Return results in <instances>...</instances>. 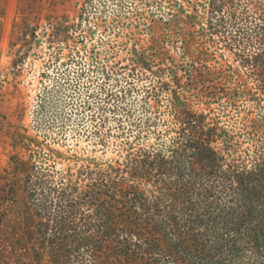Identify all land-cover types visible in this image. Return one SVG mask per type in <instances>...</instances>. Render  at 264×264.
Here are the masks:
<instances>
[{
	"label": "trees",
	"instance_id": "16d2710c",
	"mask_svg": "<svg viewBox=\"0 0 264 264\" xmlns=\"http://www.w3.org/2000/svg\"><path fill=\"white\" fill-rule=\"evenodd\" d=\"M201 1L184 19L197 26L202 6L204 37L237 63L213 73L236 82L231 93L209 81L210 98L264 104V0ZM161 93L146 92L144 112ZM155 119L133 123L137 139ZM251 122L238 155L219 123L183 105L156 146L123 161L74 173L17 159L0 179V264H264V115Z\"/></svg>",
	"mask_w": 264,
	"mask_h": 264
},
{
	"label": "rangeland",
	"instance_id": "374dc122",
	"mask_svg": "<svg viewBox=\"0 0 264 264\" xmlns=\"http://www.w3.org/2000/svg\"><path fill=\"white\" fill-rule=\"evenodd\" d=\"M196 2L0 0V179L18 160L74 173L123 161L156 146L183 105L219 123L237 155L250 148L246 126L264 104L210 98L209 81L231 93L236 82L213 73L237 63L218 37H204L202 6L197 26L184 19ZM155 86L162 93L147 114L142 98ZM148 117L156 124L137 139L133 123Z\"/></svg>",
	"mask_w": 264,
	"mask_h": 264
}]
</instances>
